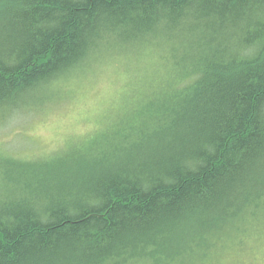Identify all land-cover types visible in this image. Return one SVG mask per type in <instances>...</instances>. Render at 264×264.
Wrapping results in <instances>:
<instances>
[{
  "label": "trees",
  "instance_id": "16d2710c",
  "mask_svg": "<svg viewBox=\"0 0 264 264\" xmlns=\"http://www.w3.org/2000/svg\"><path fill=\"white\" fill-rule=\"evenodd\" d=\"M147 43L178 69L131 130L6 162L0 264H218L264 246V0H0V111Z\"/></svg>",
  "mask_w": 264,
  "mask_h": 264
},
{
  "label": "rangeland",
  "instance_id": "374dc122",
  "mask_svg": "<svg viewBox=\"0 0 264 264\" xmlns=\"http://www.w3.org/2000/svg\"><path fill=\"white\" fill-rule=\"evenodd\" d=\"M138 50L126 48L122 53L105 51L96 57L95 62L91 61L86 67L83 64L76 71L52 82L50 96H64L62 100L48 104V88L36 91L32 96L37 98L28 104L35 108L18 110V115L0 126V155L45 161L65 159L71 154L77 157L84 155V147L86 151L96 150L97 142L106 137L107 132L118 131L123 136L126 130H131L135 123H131L134 113L138 109L147 112L154 105V95L150 96L151 85L159 78L154 80L150 75L164 66L161 58L138 56ZM165 54L170 68L178 69L176 62L168 53ZM136 59L151 62L150 68L144 73H134L131 66L130 71L128 65ZM25 108L29 109L28 106ZM121 118L123 121L118 126L119 123H115ZM114 125L117 129L111 130ZM1 159L0 177L5 172ZM260 248L264 249V246ZM259 249L239 255L228 254L218 264H261L264 251Z\"/></svg>",
  "mask_w": 264,
  "mask_h": 264
},
{
  "label": "bare ground",
  "instance_id": "6f19581e",
  "mask_svg": "<svg viewBox=\"0 0 264 264\" xmlns=\"http://www.w3.org/2000/svg\"><path fill=\"white\" fill-rule=\"evenodd\" d=\"M159 47V48H158ZM161 47L160 46H153L152 44H146L145 46H143V47H141V48H139V50H138V56H141V55H145V56H150L151 58H153L152 56H156V57H158V58H160V55L162 54L160 51H161V49H160ZM138 49V48H137ZM158 49H160V51L158 50ZM155 50H157V51H155ZM123 54H126V53H123ZM91 61V59L90 60H87V62L85 63L86 65L84 66V67H86L87 66V64H88V62H90ZM94 62H95V60H93ZM133 63L132 64H130V66L128 65V68L129 67H131V66H133L134 67V70H133V72L134 73H138V72H145V70H147V69H149L150 68V64H151V62H148V63H145V62H142L141 61V59L139 60H135V61H132ZM166 64V65H165ZM162 65H164V66H162L161 68H159L160 70H155L154 71V73L153 74H151L150 76H152L153 77V79L155 80V79H158V82L156 83V82H154V81H152V85H151V91H152V94L150 95L151 97L154 95H156V93H159V92H161L162 91V89L161 88H165L166 86H169L170 85V82L167 80V76H168V73H169V71H171L170 70V66L166 63V61H164V60H162ZM129 70H130V68H129ZM131 71V70H130ZM132 72V73H133ZM178 72V71H177ZM131 73V74H132ZM172 75H177V74H175V73H173ZM178 76V75H177ZM57 81V80H56ZM140 82V81H139ZM52 83H49V84H47L46 86H44L45 87V89H47L46 90V92H47V96L49 95V97H48V104H49V102H51V101H56V100H62V98L64 97V96H60V97H52V96H50V94H49V91H50V89H49V87H50V85H51ZM42 89V88H41ZM41 89H39V90H41ZM38 91V90H37ZM36 93V91L35 92H33L25 101H24V103H22L21 104V107L19 108V109H17L16 111H14L12 114H6V115H4V113H2L1 111V113H0V126L1 125H4V124H6L5 122H7L8 120H11L13 117H15L16 115H18V110H21V109H23V110H31L32 108H35V106H29L28 104H30L31 102H32V100L33 99H35V98H37V96H32V95H34ZM32 96V97H31ZM139 105L140 104H138L137 105V107L139 108ZM143 105V104H142ZM26 106H28V108L29 109H26L25 107ZM40 106V105H39ZM38 106V107H39ZM141 108V107H140ZM123 120H122V118L121 119H119L115 124H118L119 123V125L118 126H121L120 124H121V122H122ZM129 124V123H128ZM115 128H116V125H114V127L112 128V130L114 129L115 130ZM117 129V128H116ZM127 131V130H126ZM129 131V130H128ZM0 154H1V152H0ZM3 154V153H2ZM4 155V154H3ZM71 155H74V154H71ZM12 155H9V156H1L0 155V158H2L1 159V161H4V169H3V172H4V174H2L1 175V177H0V180L2 181L1 182V184L3 183V189L2 190H0V193H5L6 191H7V186H6V178L8 177L9 179H10V176H11V174H8V171H7V161H9V160H18V161H21V160H25V159H17V158H13V157H11ZM7 157V158H6ZM42 160H44V159H42ZM47 162V161H46ZM24 195H26V194H24Z\"/></svg>",
  "mask_w": 264,
  "mask_h": 264
},
{
  "label": "clouds",
  "instance_id": "9594fccd",
  "mask_svg": "<svg viewBox=\"0 0 264 264\" xmlns=\"http://www.w3.org/2000/svg\"><path fill=\"white\" fill-rule=\"evenodd\" d=\"M260 262H261V264H264V259H262Z\"/></svg>",
  "mask_w": 264,
  "mask_h": 264
}]
</instances>
